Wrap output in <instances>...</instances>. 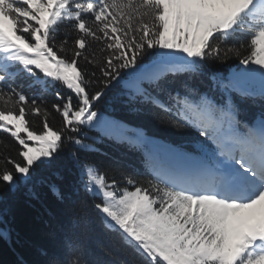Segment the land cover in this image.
<instances>
[{"label": "snow or ice", "instance_id": "obj_1", "mask_svg": "<svg viewBox=\"0 0 264 264\" xmlns=\"http://www.w3.org/2000/svg\"><path fill=\"white\" fill-rule=\"evenodd\" d=\"M232 58L237 70L209 71L206 90L193 83ZM56 83L71 93H56L59 128L37 103ZM117 89L130 115L194 131L199 156L104 117L98 105ZM256 99L264 102V0H0V131L21 146L19 160L0 161V181L27 185L66 144L79 149L70 153L79 199L61 249H39L45 264H96L79 240L96 222L109 234L105 264H264V111L249 120L243 107ZM30 115L42 117L39 129ZM105 139L143 151L151 178L81 154Z\"/></svg>", "mask_w": 264, "mask_h": 264}, {"label": "trees", "instance_id": "obj_2", "mask_svg": "<svg viewBox=\"0 0 264 264\" xmlns=\"http://www.w3.org/2000/svg\"><path fill=\"white\" fill-rule=\"evenodd\" d=\"M237 68L238 60L235 58L224 63H212L210 68L205 70L203 77H193V83L198 84L202 90H206L209 85L207 78L209 71L227 76ZM27 83L26 78L17 81V85L24 84L26 86ZM24 90L29 96L37 94L36 89L25 87ZM57 92L62 96L71 94L66 86L56 83L49 93L37 100V103L43 102L47 106L50 112L48 121L54 128L62 126L60 113L52 109L53 104L62 103L57 99ZM120 93L121 89L113 91L107 101L98 105L104 117L130 120L133 126H142L150 138L161 143L183 144L186 151L199 156L192 145L193 138L197 135L194 131L191 135L173 134L166 125L130 115L127 97ZM243 107L246 118L251 120L259 116L261 111H264V102L259 99L249 100L244 103ZM26 118L30 120L33 129H39L42 126L41 116L30 115ZM84 131L88 133L89 137L98 138L100 136L98 129H84ZM21 135L25 134L22 133ZM88 142L91 143L92 141L89 140ZM20 147L10 134L0 131V161L5 156L19 160L20 157L17 153ZM96 147L100 148L101 151L81 154L96 161L102 169L110 170L114 166H119L129 174H139L141 179L151 178L143 151L129 149L107 139L103 143L97 144ZM73 151H79L77 146L70 143L66 144L60 159L51 166L39 168L27 185L21 182L18 187L13 189L10 185L0 181V231L6 230L10 234V239L7 240L0 237V264H45L47 258L40 255L39 249L45 248L50 253L61 249L64 230L68 227L71 215V205L73 201L79 199L74 191L77 171L70 155ZM109 156L113 159H109ZM113 160L116 164L113 163ZM0 167H3L2 163H0ZM8 167L11 168V164ZM53 183L61 188L66 197L64 201L58 200L50 190L49 185ZM79 240L88 254V258L96 264H105L109 259L105 255V250L111 247L109 234L99 222L83 231Z\"/></svg>", "mask_w": 264, "mask_h": 264}]
</instances>
